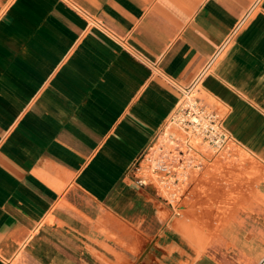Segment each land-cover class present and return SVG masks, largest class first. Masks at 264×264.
Returning <instances> with one entry per match:
<instances>
[{"label": "crops", "instance_id": "0c3cea01", "mask_svg": "<svg viewBox=\"0 0 264 264\" xmlns=\"http://www.w3.org/2000/svg\"><path fill=\"white\" fill-rule=\"evenodd\" d=\"M204 69L255 175L200 240L140 164ZM0 264H264V0H0Z\"/></svg>", "mask_w": 264, "mask_h": 264}, {"label": "rangeland", "instance_id": "374dc122", "mask_svg": "<svg viewBox=\"0 0 264 264\" xmlns=\"http://www.w3.org/2000/svg\"><path fill=\"white\" fill-rule=\"evenodd\" d=\"M173 131L176 136L183 137L180 131ZM166 142L165 136L158 135L146 151L148 154L144 156V163L140 164L143 167L140 172L145 175V181L163 192L178 218L191 225L190 232L200 240H207L216 232L217 226L233 217L235 206L243 207L247 202L244 197L249 191L250 177L255 175L254 168L250 171L248 158L242 152H217L199 143L193 144V155L202 166L186 168L183 177L179 176L175 183L171 180L164 182L161 173L153 171L151 165L158 159V153L165 150L164 147L171 149ZM213 225L215 230H210Z\"/></svg>", "mask_w": 264, "mask_h": 264}, {"label": "built area", "instance_id": "2783aa9c", "mask_svg": "<svg viewBox=\"0 0 264 264\" xmlns=\"http://www.w3.org/2000/svg\"><path fill=\"white\" fill-rule=\"evenodd\" d=\"M205 69L189 87L183 90L180 105L158 134L165 136L166 145L171 148L167 150L164 147L165 150L158 153V159L151 165L153 171L161 173L164 182L171 180L175 183L179 180V176L183 177L186 168H200L201 162L193 155V144L201 143L217 152H222L228 147L229 137L222 128L219 115L194 95ZM173 129L180 131L183 137L176 136ZM146 151L143 157L148 154Z\"/></svg>", "mask_w": 264, "mask_h": 264}]
</instances>
